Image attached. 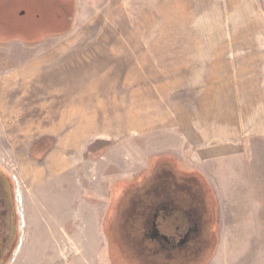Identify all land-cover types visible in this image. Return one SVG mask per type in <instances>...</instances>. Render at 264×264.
Segmentation results:
<instances>
[{"label": "rangeland", "instance_id": "1", "mask_svg": "<svg viewBox=\"0 0 264 264\" xmlns=\"http://www.w3.org/2000/svg\"><path fill=\"white\" fill-rule=\"evenodd\" d=\"M24 63L14 129L6 80ZM237 93L264 99V0H0V166L18 189L0 264L171 262L134 206L169 174L202 223L171 263L264 264V134L232 138L206 178L193 148L213 140L183 129Z\"/></svg>", "mask_w": 264, "mask_h": 264}, {"label": "flooded vegetation", "instance_id": "2", "mask_svg": "<svg viewBox=\"0 0 264 264\" xmlns=\"http://www.w3.org/2000/svg\"><path fill=\"white\" fill-rule=\"evenodd\" d=\"M160 186L167 188L158 190ZM151 187L155 189L147 195L154 194L155 200L139 199L134 204L140 210L138 213L140 220L137 221L138 226L135 228H139L145 247L157 249L155 255H166L164 257L168 261L174 262L196 237L202 235L201 219L190 213V208L195 207V196L189 190V188L192 190L190 185L172 174L161 182L154 179ZM185 188H188V191H185ZM16 190L18 189L15 179L0 166V263L3 262L5 253L17 234ZM169 190L175 193L173 197L167 194ZM160 191L164 196L158 195ZM171 262L166 264H175Z\"/></svg>", "mask_w": 264, "mask_h": 264}, {"label": "crops", "instance_id": "3", "mask_svg": "<svg viewBox=\"0 0 264 264\" xmlns=\"http://www.w3.org/2000/svg\"><path fill=\"white\" fill-rule=\"evenodd\" d=\"M32 73V72H31ZM25 73V63L20 68L11 70L10 77L6 80L10 86L13 87L12 94L8 95L13 99L9 102L8 112L11 116V127L14 129L24 128L25 129V80H28L29 75ZM237 93L236 99L232 97L231 103L228 108L225 106L223 110L220 102L217 99L213 100L212 112L213 117L207 120V124L202 123L200 119L188 120V125H184L183 129L193 130V135L197 139L213 140V142H206L205 144L213 143L211 147L207 145L195 146L193 151L196 152L197 156L202 162L203 175L207 178L208 173L205 170H209L218 164V161L225 158H229L233 155L235 148V142L231 139L243 136L250 137H261L264 134V99L262 95L255 93L253 95L242 96ZM78 97V96H76ZM88 97V94H85ZM237 100V103H235ZM77 98L73 101L76 106ZM72 106V105H70ZM73 111V109H70ZM75 111L77 109L75 108ZM222 111H226L227 115H221ZM229 112V113H228ZM224 118V119H223ZM190 119V118H189ZM194 125H196L194 127ZM7 126L10 125L7 123ZM4 127L6 125L4 124ZM242 128V129H241ZM195 129V131H194ZM242 131V133L240 132ZM193 137V136H192ZM224 140V142H222ZM216 141H219L216 145ZM217 167V166H216ZM215 167V168H216ZM210 172V171H209ZM211 175V173H209Z\"/></svg>", "mask_w": 264, "mask_h": 264}, {"label": "trees", "instance_id": "4", "mask_svg": "<svg viewBox=\"0 0 264 264\" xmlns=\"http://www.w3.org/2000/svg\"><path fill=\"white\" fill-rule=\"evenodd\" d=\"M167 194H168V195H171L172 197L175 195V193H174L173 191H170V190L168 191ZM167 194H166V195H167ZM158 195H163V194H162V192L160 191ZM163 196H164V195H163ZM143 199L148 200V201L155 200V195H154V194H153V195H150V196L146 195V196L143 197ZM148 212H150V211H148ZM175 257H176V255H175Z\"/></svg>", "mask_w": 264, "mask_h": 264}]
</instances>
